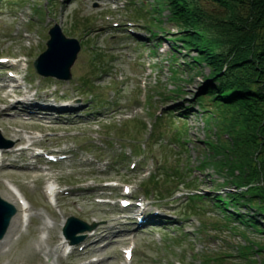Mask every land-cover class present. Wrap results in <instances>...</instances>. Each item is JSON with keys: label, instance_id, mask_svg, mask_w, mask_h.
I'll return each mask as SVG.
<instances>
[{"label": "rangeland", "instance_id": "374dc122", "mask_svg": "<svg viewBox=\"0 0 264 264\" xmlns=\"http://www.w3.org/2000/svg\"><path fill=\"white\" fill-rule=\"evenodd\" d=\"M128 1L126 6L127 0H0V57H8L12 63L19 59L23 62L19 68H13L10 62L1 65V83L8 79L6 69L21 72L24 82L18 94L34 98L38 104L51 100L58 114L56 122L46 126L40 121L23 122L13 116V105L0 104V143L13 142L10 150L27 146L31 140L33 146L47 152L71 154L58 163L39 160L35 169L30 168L34 159L30 152L8 154L3 160L0 198L10 203L5 189L8 184L16 186L31 205V218L28 226L20 223L10 247L0 254V264H32L39 260L48 264H87L93 259L97 262L90 264H121V248L131 241L136 245L131 264H264V251L242 248L251 243L255 250L256 245L264 246V212L253 215L261 232L231 215L232 204L220 212L215 196H227L222 191V180L210 167L195 182L204 190L202 199H192L198 201L195 210L180 203L185 196L163 198L165 181L152 187L154 194L146 195L152 205L149 213L158 209L163 214L158 218L161 223L152 230L145 226L136 231L133 212L116 203L94 201L120 192L119 187L104 189L102 181L106 180L131 182L135 194L141 192L140 183L148 179L145 175L152 169L151 163L144 161L135 170L128 169L129 162L136 159L123 156L126 146L145 144L141 153L163 168L175 166L178 159L184 164H197L206 151L207 116L196 100L205 93L208 69L204 65L188 67L195 52L170 51L172 44L181 43L176 41L180 34L168 19V8L156 14L161 22L159 29L157 22L150 20L155 0ZM140 10L145 16H139ZM55 23L81 45L69 81L43 78L32 69L33 60L45 50L48 29ZM5 94L0 90V97ZM176 107H187L186 119L164 116ZM159 114L161 120H155ZM176 134L187 142L184 147L164 144ZM101 135H106L107 145L100 142ZM110 139L116 142L111 144ZM48 182L67 188L55 207L47 204L43 193ZM237 211L252 213L244 207ZM169 214L183 221L162 223ZM69 216L99 224L94 235L82 241L81 245H89L86 249L65 257L61 228ZM24 245L32 246L34 253L23 261L18 255Z\"/></svg>", "mask_w": 264, "mask_h": 264}, {"label": "trees", "instance_id": "16d2710c", "mask_svg": "<svg viewBox=\"0 0 264 264\" xmlns=\"http://www.w3.org/2000/svg\"><path fill=\"white\" fill-rule=\"evenodd\" d=\"M155 1L150 20L162 29L156 14L168 8V19L180 34L176 41L181 47L178 52L171 45L172 54L180 49L195 52L188 67L204 65L209 72L205 93L196 100L208 128L206 151L196 170L202 174L212 168L227 196L218 199L219 208L232 204L231 215L261 232L253 215L264 212V0ZM143 10L138 13L141 17L146 14ZM182 109L186 108L174 110L181 116L186 114ZM183 177L175 171L172 179L164 175L165 193L172 195ZM239 207L252 213H239ZM252 245L242 248L264 251L263 245H256V250Z\"/></svg>", "mask_w": 264, "mask_h": 264}, {"label": "water", "instance_id": "95a60500", "mask_svg": "<svg viewBox=\"0 0 264 264\" xmlns=\"http://www.w3.org/2000/svg\"><path fill=\"white\" fill-rule=\"evenodd\" d=\"M48 35L47 48L33 61L35 71L43 77L69 80L71 78L70 68L80 50L79 42L74 38L66 37L57 24L49 29ZM14 213L15 210L12 205L0 199V238L4 235ZM94 227L95 224L87 225L74 217H69L63 232L72 243H78L85 236L75 237L74 234L91 230Z\"/></svg>", "mask_w": 264, "mask_h": 264}, {"label": "bare ground", "instance_id": "6f19581e", "mask_svg": "<svg viewBox=\"0 0 264 264\" xmlns=\"http://www.w3.org/2000/svg\"><path fill=\"white\" fill-rule=\"evenodd\" d=\"M8 185H12V184H8ZM16 189H17V192L14 189H11L9 187H7L5 189V192L9 195L8 196V201H10V203L14 207H16L17 212L11 218L9 226H8V229H7L6 233H5V235L3 236V238L0 240V254L3 253V250H4V248L6 246L10 247V244L13 241L14 233H16L17 229H19L21 221L24 220L25 217H26L27 220H28L26 226H28V224L30 222V218H31V216H30L31 205L29 204V202L25 198L24 194L18 188H16ZM48 191L50 192L51 189L48 188ZM41 228L45 229L47 227L43 226ZM65 242H67V241H65ZM64 245H66V244H63V246ZM67 245H68V243H67ZM58 247L60 248V245ZM32 253H34L33 247L30 246V245H24L22 247V249L20 250L18 256H19V258L21 260L24 261V258L28 254H32ZM52 253L56 255L55 251H52ZM32 264H48V263L39 260L36 263H32Z\"/></svg>", "mask_w": 264, "mask_h": 264}]
</instances>
